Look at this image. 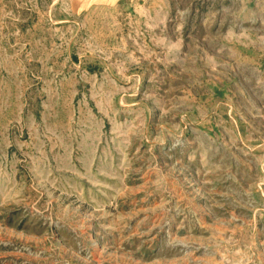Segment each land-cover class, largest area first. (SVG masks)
<instances>
[{
    "label": "rangeland",
    "instance_id": "1",
    "mask_svg": "<svg viewBox=\"0 0 264 264\" xmlns=\"http://www.w3.org/2000/svg\"><path fill=\"white\" fill-rule=\"evenodd\" d=\"M0 264H264V0H0Z\"/></svg>",
    "mask_w": 264,
    "mask_h": 264
},
{
    "label": "crops",
    "instance_id": "2",
    "mask_svg": "<svg viewBox=\"0 0 264 264\" xmlns=\"http://www.w3.org/2000/svg\"><path fill=\"white\" fill-rule=\"evenodd\" d=\"M84 2H86V1H89V0H83ZM100 3H102V2H107V1H111V0H98Z\"/></svg>",
    "mask_w": 264,
    "mask_h": 264
}]
</instances>
